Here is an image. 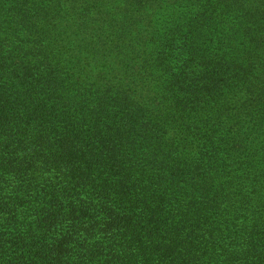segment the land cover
Here are the masks:
<instances>
[{
    "label": "trees",
    "instance_id": "1",
    "mask_svg": "<svg viewBox=\"0 0 264 264\" xmlns=\"http://www.w3.org/2000/svg\"><path fill=\"white\" fill-rule=\"evenodd\" d=\"M0 264H264V0H0Z\"/></svg>",
    "mask_w": 264,
    "mask_h": 264
}]
</instances>
